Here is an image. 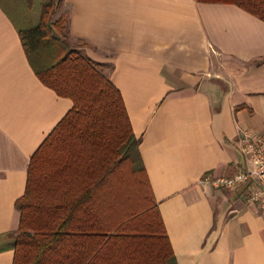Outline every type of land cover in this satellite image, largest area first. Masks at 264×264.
Segmentation results:
<instances>
[{
    "label": "crops",
    "instance_id": "0c3cea01",
    "mask_svg": "<svg viewBox=\"0 0 264 264\" xmlns=\"http://www.w3.org/2000/svg\"><path fill=\"white\" fill-rule=\"evenodd\" d=\"M62 3L70 43L123 95L178 264H264V209L203 182L251 168L239 140L264 129V20L229 2ZM21 27L0 4V264L31 156L73 107L37 77Z\"/></svg>",
    "mask_w": 264,
    "mask_h": 264
},
{
    "label": "trees",
    "instance_id": "16d2710c",
    "mask_svg": "<svg viewBox=\"0 0 264 264\" xmlns=\"http://www.w3.org/2000/svg\"><path fill=\"white\" fill-rule=\"evenodd\" d=\"M201 1L234 3L264 20V0ZM8 2L37 77L73 102L31 156L19 226L8 233L13 264H178L109 65L70 43L68 18L52 19V0L37 23L33 0Z\"/></svg>",
    "mask_w": 264,
    "mask_h": 264
},
{
    "label": "built area",
    "instance_id": "2783aa9c",
    "mask_svg": "<svg viewBox=\"0 0 264 264\" xmlns=\"http://www.w3.org/2000/svg\"><path fill=\"white\" fill-rule=\"evenodd\" d=\"M239 144L251 168L227 176H207L203 182L215 188L241 190L248 202L264 209V129L259 132L241 130Z\"/></svg>",
    "mask_w": 264,
    "mask_h": 264
},
{
    "label": "rangeland",
    "instance_id": "374dc122",
    "mask_svg": "<svg viewBox=\"0 0 264 264\" xmlns=\"http://www.w3.org/2000/svg\"><path fill=\"white\" fill-rule=\"evenodd\" d=\"M47 1H50V0H35V1L33 0V2H32V13L34 14V16L37 19L39 18L40 14H41V8H42L43 3L47 2ZM52 1L54 2L53 7L55 10V13H54L52 19L56 20V19L60 18L61 16H63L64 18H67V11H66L65 7L63 6V3L59 4V0H52ZM5 4H7V9L11 11L13 17L15 19H17L19 22H21V16L19 17V13L17 14L18 10H15L14 8H12V6H9L11 4L8 2V0L5 2Z\"/></svg>",
    "mask_w": 264,
    "mask_h": 264
}]
</instances>
